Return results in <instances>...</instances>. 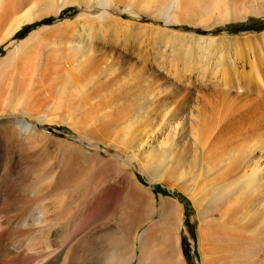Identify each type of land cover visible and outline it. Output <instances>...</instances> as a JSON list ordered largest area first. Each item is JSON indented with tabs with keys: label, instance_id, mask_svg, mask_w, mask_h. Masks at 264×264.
Segmentation results:
<instances>
[{
	"label": "rangeland",
	"instance_id": "374dc122",
	"mask_svg": "<svg viewBox=\"0 0 264 264\" xmlns=\"http://www.w3.org/2000/svg\"><path fill=\"white\" fill-rule=\"evenodd\" d=\"M101 1L55 13L44 6L34 20L25 9L0 28V173L14 172L16 193L46 194V203L36 198L49 210L47 224L55 220L65 235L70 225L82 231L72 254L64 234L56 235L53 262L105 264V252L116 249L118 264H137L146 231L151 264H264V220L245 226L238 198L200 215L204 204L195 200L211 176L198 153L173 158L172 139L188 123L174 120L170 100L173 82L204 73L206 86H182L178 94L192 92V116H181L196 129L197 94L212 100L219 83L226 94L210 140L219 171L264 173V127L251 123L250 138L238 141L233 127L264 104V0H112L105 9ZM230 123L234 131L217 132Z\"/></svg>",
	"mask_w": 264,
	"mask_h": 264
},
{
	"label": "bare ground",
	"instance_id": "6f19581e",
	"mask_svg": "<svg viewBox=\"0 0 264 264\" xmlns=\"http://www.w3.org/2000/svg\"><path fill=\"white\" fill-rule=\"evenodd\" d=\"M90 2H91V0H0V28L2 26H4V24H6L8 19H12L13 16L16 17L17 14L18 15L21 14V12L24 11L25 9L27 11L26 15L28 17H30V18L26 17V19H28V20L33 19L34 20V18L32 17V16H34L33 13L36 12L37 13L36 15H38V17L39 16L41 17L44 14L42 12V10L45 9L44 6L48 7V8H52L51 11H53V13H55V12H57V10L59 8H62V7L66 6L70 3L83 4V5L87 6V8H88L91 6ZM111 2H112V0H102L101 4L100 3L99 4L102 7H104L103 9H105L107 7L106 5H108V3L112 5ZM34 10H36V11H34ZM106 10H102L99 17H104L102 14L107 13ZM18 17L19 16H17V18ZM17 18H14V19H17ZM26 19H24V20H26ZM17 21H19V20H17ZM8 22H9V20H8ZM14 24L17 26L16 23H14ZM11 26H14V25L11 24ZM10 28H12V27H10ZM11 30H13V29H11ZM8 31L11 33L10 30H8ZM21 57H23V56H21ZM89 57H91V56L89 55ZM92 60H94V59H92ZM86 63H88V62H86ZM90 65H88V67H90ZM205 78H204V73H201L200 78L198 80L197 79L192 80V78H186L183 80H181V79L176 80L175 82L172 83L173 87H172V91H171V95H170V100H171V105H172L173 118H174V120H177V123L180 120H183V122H185V124L188 123V126L184 127L183 133H185V134L182 138H180L179 132L176 133V137H173L172 142H171V152L173 153V158L177 161L179 160V157L182 155V153H184V155H186V154H192L193 155V153L200 154L202 169L208 175L210 174V176H211L210 179L205 177L210 184V188H208L209 190L205 191V193L202 195V198L200 197L198 200H195L196 206H198V207H202L201 205L204 204L203 205L204 207L202 209H200L201 210V212H199L200 215L203 216L206 213H208V214L212 213V212L214 213L220 205H221V207H223L224 203H226L228 200L231 199L233 201L234 198H238L239 200L237 199L236 202H238L240 205L239 206V209L241 212V213H239L240 216L246 215L251 220L256 221V222L253 221V224L250 223V219H248V218L246 219L247 223H246V221H243L245 226H248L250 224V228H251L252 225L254 226V224H256V226H257L259 223L262 222V220H264V173L261 172L259 167H254V168L249 169L250 173H248L242 177V175H238V173L236 174L237 168L236 167H235L236 169L233 167L231 168L230 164H229L230 167H225V168L223 167L222 171H219L220 170L219 169L220 163L219 164L217 163V160H218L217 159V157H218L217 151L216 152L213 151V147H214L213 144L214 143L212 141H210L211 138L212 137L214 138V136H215L214 135V130L216 128L215 124H217V122H218L217 119L220 116L219 113H220L221 107L223 108V104H224L223 99H224V95L226 94V92L222 89L221 90L219 89L218 86H221V85H218L219 84L218 83L216 85H213L216 90H215V93H213V95H212V98H211L212 100H208L209 98L206 100V99H204L205 97H202V96L198 97V94H197V100H195V101L197 102L198 105H201V107L199 110H197V114H196V120H197V118H199L198 119V127L196 129L192 125V120H190L188 118L187 120L184 121V117H182L183 114L181 116V113L184 111H186L187 113L189 112L190 113L189 115L192 116V112L194 111L193 108H191V111L188 108L189 105L192 103V101H191L192 92H190V90H188V91H185L182 96L178 95L181 87L185 86L184 88L187 87L186 89L196 87L197 90H199L200 87L202 88L203 86L207 85L205 83ZM246 88L249 89V87H246ZM217 92H220V94H217ZM220 104L222 106L219 108ZM261 104L262 105H258L260 107L259 109H257L258 106L256 108L251 106L252 108L249 107L248 110H246V113L241 115V117L238 120V127L239 128L236 127L235 125L233 126L235 128V136L237 137V139H236L237 141L239 139L243 138L244 135H246L245 136L246 138H248V139L250 138L251 135L248 134L247 129L250 127L249 125H251V123H253L252 126L255 125L256 127H260V128L264 127V121H263L264 104L263 103H261ZM260 111H262V117H259L258 119L254 118V115H257ZM17 124H19L20 127L22 126L21 128H25V130H26V128H27V130L28 129L32 130V128L34 129V126L32 124H29L25 120H18ZM221 124H223V123H221ZM231 124L232 123H230L229 125L224 124V125L220 126L219 131H217V132L224 134L225 132L230 131V129L232 131H234L233 127L230 128V126H232ZM194 125H196V121L194 122ZM242 131L244 133H242ZM216 136L217 137H215V138H218V134H216ZM219 136H220V134H219ZM258 137H260V136L258 135ZM219 138H221V137H219ZM2 139H4V138L2 137ZM2 148H3V146H2ZM244 153H246V152H244ZM246 156H247V154H246ZM248 156H249V154H248ZM3 157H4V155L2 156V160H3ZM196 159H198V156L196 157ZM159 160H161V159H159ZM155 161H157V160H155ZM245 164L247 165V161ZM0 168H2V166H0ZM9 171H11V170H8V173H10ZM11 172H13V171H11ZM6 173H7V171H6ZM8 173L6 175L2 174V172L0 173V212H2V217L0 216L1 217V219H0V264H55V262H53L51 257H52V255H55V257H56L57 249L56 248L53 249L52 247L54 245L53 243H55L54 239L58 233L64 234L63 235L64 239L58 237L59 240H57V241H61V243L64 244L65 242H62V241L67 240L66 244L69 247V250L67 252L71 251L70 253L72 254V250L74 249V243H75V242L72 243L73 242L72 240L75 238L76 235H78V233H79L78 230L80 232H82L80 229L81 227L78 225L80 228L77 227V229H76L73 226L70 227L71 225L69 224L70 226H69L68 231H65V232H67L68 235L67 234L65 235V233H63V232L60 233L61 231H64V230H61L62 228L61 229L58 228L60 230H57L56 227H58V224H56L55 220L50 219L52 222H50V224L49 223L47 224L46 222L47 221L49 222V218H50V217H48V220H47V217H45V215H47L46 211L48 209L47 208H46L47 210L43 209L42 206L44 203L43 202H42L43 204L41 203V201L46 200V198H43L46 196V194L43 193L45 196L43 194H42L43 196L40 195L43 198L42 199L39 195L36 196L37 192L34 191L35 192V194H34L33 191L28 190V187H26V189H25V187H22V188L20 187V189H22L21 192L16 193L14 189H16L17 187L16 186H15L16 188L12 187V184L15 183L16 179H14L15 177L12 178V175H10L11 173L10 174H8ZM205 178H203V179H205ZM246 180H250V184L247 187H243V182H245ZM247 184L248 183H246V185ZM246 185H244V186H246ZM1 186H3V188ZM20 189L18 191H20ZM31 189L34 190L33 188H31ZM199 195H201V194H199ZM47 196H49V195H47ZM36 197L37 198L40 197L41 201H40V199L37 201ZM208 197H209V201L206 200V199H208ZM44 202L46 203V201H44ZM39 203H41L42 206H40ZM44 210H46V211L44 212ZM48 211H47V213H48ZM58 212H60L59 209H58ZM56 214H57V212L55 213V215ZM57 215H56V217H58ZM66 217H67V215H66ZM54 219H55V217H54ZM70 219H71V217H70ZM60 220H62V219H60ZM71 220H70V222H71ZM85 223H86V221H85ZM65 224H67V223H65ZM59 225H60V223H59ZM244 225H242V226H244ZM66 228H68V226ZM57 231H59V232H57ZM126 231H127V229H126ZM260 231L264 232V227L261 228ZM260 231H258V232L260 233ZM86 233H87V231H86ZM31 234H35V235H33L34 237L36 236V234H39L38 236L42 239L43 242H45V243L40 242L41 245L44 244L43 247L41 246L42 248L39 247L40 244H38L39 242H37L39 240L41 241V239L39 238V240H38V237L36 236V238H37V241H36V239H34V237L32 238ZM121 234H120V236H121ZM145 234H146V231H144L139 238V240H140V252H139L137 264L150 263V262H148V259H149V254H147L148 251L146 252V250H147L146 249L147 248L146 247L147 246V242H146L147 241V237H146L147 234H146V236H145ZM66 236H68L67 239H65ZM31 238L34 240L32 241ZM61 239H63V240H61ZM263 240H261V241H263ZM31 241L37 242V244H38L37 246L39 248H37V249L33 248V247H35V245H33ZM79 243H80V241H79ZM88 245H89V243H88ZM92 245H93V243H92ZM104 245L105 244H103V246L101 245V247L106 248ZM91 247H93V246H91ZM91 247H90V249H93ZM98 247H99V245H98ZM106 249H105V251H107L109 248L107 250ZM58 250H60V248ZM113 250H114V252H110V253L105 252L107 254V256L104 253L106 258L103 257V259L105 258V261L104 260L103 261L105 264H114V262H115V264H118L116 261L118 260L117 256L119 255V252L115 251L116 249H113ZM113 250H111V251H113ZM75 252H77V251H75ZM98 252L100 253V250ZM70 253H68V254H70ZM74 255H77V254H74ZM94 256L96 257V255H94ZM114 256H116L117 258ZM68 257L70 258V256H68ZM119 258H120V256H119ZM125 259L126 258H124L123 261ZM68 260L65 263L64 262L63 263L64 264L69 263ZM112 260L114 262H112ZM75 262H76V260H75ZM92 262L93 261H91V263Z\"/></svg>",
	"mask_w": 264,
	"mask_h": 264
}]
</instances>
